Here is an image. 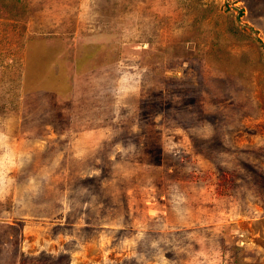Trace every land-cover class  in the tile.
Returning a JSON list of instances; mask_svg holds the SVG:
<instances>
[{
	"label": "rangeland",
	"instance_id": "374dc122",
	"mask_svg": "<svg viewBox=\"0 0 264 264\" xmlns=\"http://www.w3.org/2000/svg\"><path fill=\"white\" fill-rule=\"evenodd\" d=\"M0 264H264V0H0Z\"/></svg>",
	"mask_w": 264,
	"mask_h": 264
}]
</instances>
